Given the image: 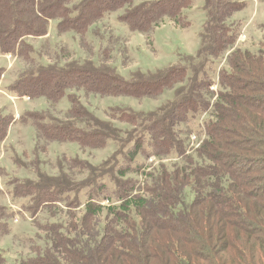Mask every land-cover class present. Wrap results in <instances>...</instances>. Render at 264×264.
Here are the masks:
<instances>
[{"label":"trees","instance_id":"16d2710c","mask_svg":"<svg viewBox=\"0 0 264 264\" xmlns=\"http://www.w3.org/2000/svg\"><path fill=\"white\" fill-rule=\"evenodd\" d=\"M192 1L0 0V54L25 66L6 90L48 102L46 110L18 117L33 126L36 141L32 159L13 160L32 168L33 177L0 173L10 199L25 200L21 209L35 227L18 238L27 250L10 264H264V41L252 49L237 40L243 21L236 16L246 0H203L197 51L178 54L163 68L135 69L128 78L111 64L113 48L102 49L98 62L90 54L73 57L65 47L38 62L27 41L47 37L53 22L58 35L75 34L91 52L88 29L102 37L97 24L112 11L150 41L165 19L187 26L183 13ZM259 25L264 32V22ZM164 90L172 97L153 110L110 106L105 118L78 94L142 99ZM63 96L70 106L60 115L53 109ZM200 117L201 130L194 128ZM14 120L0 109V146ZM191 134L203 140L186 154ZM108 141L115 149L100 163L60 154L49 172L41 167L50 142L96 150ZM150 155L170 157V164L153 167L140 185ZM12 217L0 204V237L10 233ZM0 264H6L1 250Z\"/></svg>","mask_w":264,"mask_h":264},{"label":"rangeland","instance_id":"374dc122","mask_svg":"<svg viewBox=\"0 0 264 264\" xmlns=\"http://www.w3.org/2000/svg\"><path fill=\"white\" fill-rule=\"evenodd\" d=\"M74 2L78 0H73ZM247 6L238 16L242 17L241 36H238V41L244 46L256 49L261 46L264 41V32L259 28V24L264 22V2L262 0H246ZM203 0H193L191 5L184 9V16L188 21V25L180 27L174 24L169 19L164 21L150 34V41L146 35L129 31L126 25L117 20V15L120 11H112L107 13L104 18L97 24L102 26V37L96 35L91 36L90 29L86 33V46L91 47V52L87 50L85 45L79 43L77 36L73 33H64L58 35L54 28V23L49 26V34L43 38H28L34 48L35 59L38 62H46L51 60L50 56L56 54H64L61 48L65 47L73 57H83L84 55H92L95 62L100 58L99 52L105 47L106 53L111 51L110 62L114 65L117 71L125 78H128L129 73L135 69L142 71L163 68L177 61L178 54L193 55L199 46V31L206 21L205 12L202 10ZM100 30H96L99 32ZM94 34V33H93ZM119 37L121 40L115 43V40L108 39V36ZM89 38L92 40L90 43ZM120 46V52H118ZM125 47V53L122 48ZM42 52V54L39 53ZM21 59L3 56L0 57V109L6 113H11L14 116V122L10 125L6 139L0 146V173L14 175L16 177H33L32 168H18L13 160L15 156L24 161L30 160L33 157V149L35 146V131L30 123H22L18 117L25 111H41L48 108V102L44 97L34 99L16 97L7 92L6 86L16 77V74L24 68V63ZM80 92V91H79ZM80 100L99 118H105V109L110 106H127L134 110L149 111L156 108L162 102L172 97V90H164L156 98L136 99L128 96H96L93 94L78 93ZM70 106L66 96H63L54 106L53 111L62 115ZM200 117L194 121V128L200 126ZM200 128V127H199ZM201 130V128H200ZM203 137L187 140L186 154H192V151L199 146ZM198 143V145L196 144ZM115 149L113 141H108L106 146L96 150H82L75 142H50L46 152L40 154L39 160H44L42 168L45 164V170L48 171L49 165L55 160L57 155L65 154L66 156H77L81 159H87L91 163L97 164L107 158ZM26 154V156H23ZM154 157V162L149 168V171L158 164L163 163L166 166L170 164V157ZM149 159V158H148ZM146 160L144 163H146ZM148 162V161H147ZM143 163V164H144ZM53 171V170H52ZM51 171V172H52ZM49 172V171H48ZM147 173V172H146ZM144 172H140L138 179L144 181ZM6 178L0 175V204H6L13 212V217L9 220L10 233L0 237V250L5 258L6 264L12 259L17 258V254L27 250V244L19 242L20 237L25 235H33L35 227L33 226L31 217L25 214L21 209V203L25 200H11L7 195V187L5 186ZM12 205L13 207H11ZM24 214V215H23ZM17 215V219L14 217ZM238 242V241H237ZM250 246L249 243L245 244ZM264 250V249H263ZM240 261V260H238ZM249 262V258L241 260V262Z\"/></svg>","mask_w":264,"mask_h":264},{"label":"built area","instance_id":"2783aa9c","mask_svg":"<svg viewBox=\"0 0 264 264\" xmlns=\"http://www.w3.org/2000/svg\"><path fill=\"white\" fill-rule=\"evenodd\" d=\"M240 36L242 35L241 33L239 34ZM239 36V37H240ZM3 56H8V57H12L11 56V54H8V53H4V54H2ZM24 98H28L27 96H24ZM189 137H191L192 139H195V135L194 134H191ZM197 145H198V143H196ZM154 157H149V159L147 158V161H146V163H144V167H143V169H142V172H144V173H146V172H148L149 171V168H150V166L152 165V163L154 162ZM142 178L140 179V181L138 182L140 185H142ZM102 203H107V201H103ZM11 207H13L12 205H10ZM14 219H17V215L14 217Z\"/></svg>","mask_w":264,"mask_h":264},{"label":"crops","instance_id":"0c3cea01","mask_svg":"<svg viewBox=\"0 0 264 264\" xmlns=\"http://www.w3.org/2000/svg\"><path fill=\"white\" fill-rule=\"evenodd\" d=\"M0 57H3V55L2 54H0ZM24 97V96H23Z\"/></svg>","mask_w":264,"mask_h":264}]
</instances>
